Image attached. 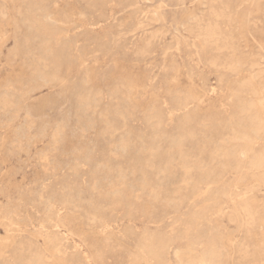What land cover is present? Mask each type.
I'll return each mask as SVG.
<instances>
[{"label":"rangeland","instance_id":"obj_1","mask_svg":"<svg viewBox=\"0 0 264 264\" xmlns=\"http://www.w3.org/2000/svg\"><path fill=\"white\" fill-rule=\"evenodd\" d=\"M258 1L0 0V264H264Z\"/></svg>","mask_w":264,"mask_h":264},{"label":"bare ground","instance_id":"obj_2","mask_svg":"<svg viewBox=\"0 0 264 264\" xmlns=\"http://www.w3.org/2000/svg\"><path fill=\"white\" fill-rule=\"evenodd\" d=\"M26 1V0H25ZM105 1V0H104ZM250 4V3H249ZM4 5V4H3ZM31 5V4H30ZM38 6V5H37ZM36 7V6H35ZM39 7V6H38ZM37 7V9H39ZM70 7V6H69ZM28 8V7H27ZM30 8H31V6H30ZM32 9V8H31ZM36 9V8H35ZM4 10H5V8H4ZM20 10V9H19ZM261 10V0H259L258 1V3H257V7L255 8V9H253V10H250L249 11V13L248 14H246V22H249L250 20H251V18H252V14L253 13H256V12H258V11H260ZM23 11V10H22ZM26 11H28L27 9H26ZM30 11V10H29ZM29 11H28V14H29ZM40 11V10H39ZM38 11V12H39ZM37 12V11H36ZM7 13V12H6ZM22 13V12H21ZM24 13V12H23ZM31 13V12H30ZM214 13V12H213ZM26 16H28L27 14H26ZM225 17V16H224ZM20 19H21V17H19ZM24 18V17H23ZM25 19V21H26V26H27V29H29V31H30V37L28 38V44H33V45H37L38 47H39V49H40V57H41V59L42 60H44V61H46V60H48V59H50V58H53L54 57V50H53V45H54V40H53V37H52V35L50 34V32H49V29H48V22H49V20H50V18L48 17V16H44V17H42V16H40L39 14H37V13H35L34 12V14L33 15H31V16H29V18L28 19H26V18H24ZM23 19V20H24ZM219 20V19H218ZM16 22V21H15ZM23 22V21H22ZM24 23V22H23ZM22 23V24H23ZM21 24V25H22ZM197 24H199V23H197ZM23 26V25H22ZM254 27H255V24H254ZM25 28V27H24ZM256 28V27H255ZM26 29V28H25ZM56 29V28H55ZM24 30V29H23ZM211 30V29H210ZM209 30V31H210ZM217 30V29H216ZM216 30H213V35L215 36L216 35ZM207 34V33H206ZM210 35V34H209ZM208 35V36H209ZM61 36V35H60ZM55 37V36H54ZM211 37H212V35H211ZM210 38V37H209ZM219 39V38H218ZM232 39V38H231ZM26 40V39H25ZM197 40V39H196ZM24 41V40H23ZM233 41V40H232ZM25 42V41H24ZM194 44V43H193ZM215 44H216V42H215ZM214 44V45H215ZM27 46V45H26ZM55 46H56V44H55ZM226 47V46H225ZM217 48V47H216ZM227 48H228V46H227ZM226 48V49H227ZM27 50V49H26ZM204 50V49H203ZM217 50V49H216ZM220 50V49H219ZM217 52H218V50H217ZM231 52V51H230ZM233 52V51H232ZM234 53H235V51H234ZM234 58V57H233ZM218 61V60H217ZM238 61V60H237ZM222 62V61H221ZM224 63H226V62H224ZM223 63V64H224ZM238 63V62H237ZM215 64V63H214ZM250 64H252V63H250ZM216 65V64H215ZM237 65V64H236ZM241 66V65H240ZM246 66V65H245ZM236 66H234L233 65V67H231L232 69L233 68H235ZM212 68V67H211ZM214 68V67H213ZM228 68V67H227ZM226 68V69H227ZM230 68V69H231ZM252 68V67H251ZM236 69V68H235ZM254 69V68H253ZM44 70H45V68H44ZM223 71H224V69H222ZM229 70V69H228ZM252 70V69H251ZM46 71H47V69H46ZM236 71V70H235ZM45 72V71H44ZM226 72V71H225ZM40 74H42L43 75V72H40ZM233 74V73H232ZM246 74V73H245ZM45 75V74H44ZM41 76V75H40ZM53 78V77H52ZM55 79H56V77H54ZM83 78V77H82ZM48 78H46L45 80H47ZM85 85V84H84ZM8 89V88H7ZM10 89V88H9ZM27 94V93H26ZM7 97H9V96H7ZM89 97V96H88ZM10 98V97H9ZM9 98H7V100L9 99ZM11 99V98H10ZM4 100H6V97L4 98ZM14 100V99H13ZM4 103H6V101H4ZM8 103V102H7ZM11 103H12V100H11ZM10 103V104H11ZM18 103V102H17ZM81 103H82V101H81ZM86 104V103H85ZM248 103H246L245 102V100H243V98H241L240 99V108H241V110L242 111H248L249 110V104L247 105ZM16 105V104H15ZM82 105V104H81ZM86 105H88V104H86ZM185 105H187V104H185ZM251 106V105H250ZM2 107V106H1ZM15 107V106H14ZM79 107V106H78ZM80 107H82V106H80ZM83 107H84V105H83ZM83 107H82V109H83ZM86 107V106H85ZM3 108V107H2ZM90 107H88V109H89ZM98 108V107H97ZM179 108V107H178ZM254 108V107H253ZM85 110L87 109V107L86 108H84ZM184 109V108H183ZM187 109V108H186ZM255 109H256V107H255ZM16 110V109H15ZM97 111V110H96ZM84 112H86V111H84ZM251 112V111H250ZM18 113V112H17ZM235 113V112H234ZM84 114V113H83ZM250 114V113H249ZM242 115V114H241ZM257 115V114H256ZM19 116V115H18ZM246 116H247V113H246ZM27 117V116H26ZM99 118V117H98ZM244 118V117H243ZM14 119V118H13ZM18 119V118H17ZM155 119V118H154ZM126 120V119H125ZM148 120V119H147ZM153 121V120H152ZM233 121V120H232ZM262 121V120H261ZM227 122V121H226ZM33 123V122H32ZM100 123V122H99ZM253 123V122H252ZM228 124L230 125L231 123H229L228 122ZM240 125H242V124H240ZM247 125V124H246ZM250 126V123H249V125H248V127ZM30 127V126H29ZM58 127V126H57ZM234 127V126H233ZM236 127V126H235ZM57 129V128H56ZM229 129V128H228ZM233 129V128H232ZM231 129V130H232ZM230 130V129H229ZM242 130V129H241ZM256 131V130H255ZM103 132V131H102ZM233 132V131H232ZM203 133V132H202ZM242 133V135L244 136V134H243V132H241ZM54 134V133H53ZM201 134V133H200ZM217 134V133H216ZM203 135H204V133H203ZM240 135V134H239ZM255 135L253 134V137H254ZM256 136H258L257 134H256ZM255 136V138H258V137H256ZM161 137V136H160ZM214 137V136H213ZM216 137V136H215ZM219 137V136H218ZM240 137V136H239ZM158 138V137H157ZM246 138V137H245ZM244 138V139H245ZM150 139V138H149ZM215 139V138H214ZM231 139H232V137H231ZM211 140V139H210ZM220 140V139H219ZM255 140V139H254ZM212 141V140H211ZM250 141V140H249ZM219 142V141H218ZM245 142V141H244ZM162 144V143H161ZM251 149H252V147H251ZM250 149V150H251ZM154 152V151H153ZM152 152V153H153ZM181 153H179V154H182V150L180 151ZM251 152V151H250ZM155 154V153H154ZM153 156V155H152ZM185 158V157H184ZM190 159V158H189ZM183 161V160H182ZM252 163H253V161H252ZM147 164H149V163H147ZM255 164V166H256V163H254ZM253 164V165H254ZM160 166V165H159ZM261 166V165H260ZM169 167V166H168ZM184 168V167H183ZM185 169V168H184ZM128 170V169H127ZM162 170V169H161ZM171 170V169H170ZM144 171V170H143ZM170 172V171H169ZM186 172V171H185ZM96 173V172H95ZM168 173V172H167ZM131 174H132V172H131ZM136 174V173H135ZM161 174V173H160ZM164 174V173H163ZM169 174V173H168ZM125 176V175H124ZM135 176V175H134ZM119 177H121V175L119 176ZM133 177V176H132ZM123 179V178H122ZM157 179V178H156ZM121 180V179H120ZM141 181V180H140ZM123 182H124V180H123ZM191 182V181H190ZM95 183V182H94ZM111 183V182H110ZM114 182H112V184H113ZM141 183H143V182H141ZM192 183V182H191ZM113 186H114V184H113ZM131 186V185H130ZM143 186V185H142ZM100 187V186H99ZM110 187V186H109ZM112 187V186H111ZM115 187V186H114ZM132 187V186H131ZM135 187V186H134ZM188 187V186H187ZM95 188V187H94ZM97 188V187H96ZM116 188V187H115ZM130 189V188H129ZM92 190H93V185H92ZM106 190V189H105ZM133 190V189H132ZM94 191V190H93ZM98 192H99V190H98ZM97 192V193H98ZM102 192V191H101ZM119 192V191H118ZM149 192V191H148ZM108 194V193H107ZM115 196H117V195H115ZM113 200V199H112ZM91 202V201H90ZM93 205V204H92ZM71 206V205H70ZM53 207V206H52ZM97 209V208H96ZM82 210V209H81ZM99 210V209H98ZM97 217V216H96ZM156 246V245H155ZM167 247V246H166ZM233 249V248H232ZM39 253V252H38ZM196 253V252H195ZM38 255V254H37ZM165 255V254H164ZM38 257H40V256H38ZM45 259H47V258H45ZM44 259V260H45ZM50 259V258H49ZM155 259V258H154ZM49 262V261H48ZM47 262V263H48Z\"/></svg>","mask_w":264,"mask_h":264}]
</instances>
